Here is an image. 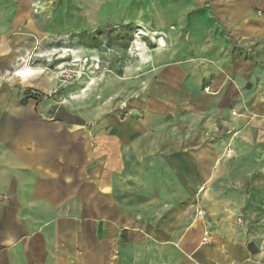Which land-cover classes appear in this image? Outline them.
Here are the masks:
<instances>
[{"label": "crops", "instance_id": "crops-1", "mask_svg": "<svg viewBox=\"0 0 264 264\" xmlns=\"http://www.w3.org/2000/svg\"><path fill=\"white\" fill-rule=\"evenodd\" d=\"M154 9L150 0L144 7L130 2L124 21L149 23L139 13ZM219 10L231 17V5ZM161 43L162 36L126 70L162 56ZM170 62L160 77L171 90L148 101L145 118H90L60 103L37 110L0 87V264H264V117L231 121V180L224 187L221 147L176 132L181 119L161 118L183 114L175 102L184 93L177 81L183 68ZM250 69L232 52L231 72ZM30 72L16 71L36 85ZM238 89L241 101L231 97V109L247 103L245 87ZM252 98L264 111V95ZM206 125L214 135V124ZM169 177L183 191L178 200ZM225 189L231 195H221Z\"/></svg>", "mask_w": 264, "mask_h": 264}, {"label": "rangeland", "instance_id": "rangeland-1", "mask_svg": "<svg viewBox=\"0 0 264 264\" xmlns=\"http://www.w3.org/2000/svg\"><path fill=\"white\" fill-rule=\"evenodd\" d=\"M130 2L147 4V0H0V87L11 90L13 100H28L37 110L60 103L90 118L106 113L145 118L151 117L148 101L163 100L171 90L160 77L162 63L180 64L184 75L177 81L184 93L175 102L183 114L167 112L161 118L181 119L175 122L176 132L186 133L189 140L203 135L205 144L221 147L227 171L221 184L227 187L231 121L241 115L264 117L252 98L258 91L264 95V0H150L154 13H139L144 20L150 18L142 25L125 23L123 11ZM219 5H231V17L222 14ZM161 36L162 56H154L141 70L127 71L142 62L140 53L154 48ZM136 38L140 44H134ZM234 51L250 63L249 72H231ZM23 66L36 85L16 73ZM231 86L235 87L232 94ZM242 86L247 103L242 109H231V97L241 101L238 88ZM202 92L210 98H202ZM208 122L215 126L212 136ZM169 179L172 199L178 200L183 191L173 177ZM220 192L231 195V189ZM203 208L197 206L196 214L203 215Z\"/></svg>", "mask_w": 264, "mask_h": 264}, {"label": "bare ground", "instance_id": "bare-ground-1", "mask_svg": "<svg viewBox=\"0 0 264 264\" xmlns=\"http://www.w3.org/2000/svg\"><path fill=\"white\" fill-rule=\"evenodd\" d=\"M154 33V32H153ZM158 43V42H157ZM134 44H140V39H138V38H136L135 40H134ZM165 44V43H164ZM138 46V45H137ZM144 49V48H143Z\"/></svg>", "mask_w": 264, "mask_h": 264}, {"label": "clouds", "instance_id": "clouds-1", "mask_svg": "<svg viewBox=\"0 0 264 264\" xmlns=\"http://www.w3.org/2000/svg\"><path fill=\"white\" fill-rule=\"evenodd\" d=\"M137 23H140V22H139V21H137ZM145 46H146V45H145ZM160 47H163V44H162V43L160 44Z\"/></svg>", "mask_w": 264, "mask_h": 264}, {"label": "trees", "instance_id": "trees-1", "mask_svg": "<svg viewBox=\"0 0 264 264\" xmlns=\"http://www.w3.org/2000/svg\"><path fill=\"white\" fill-rule=\"evenodd\" d=\"M38 97H41L42 95H39V93H36Z\"/></svg>", "mask_w": 264, "mask_h": 264}]
</instances>
